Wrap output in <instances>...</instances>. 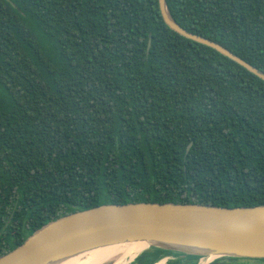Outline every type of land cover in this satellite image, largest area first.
I'll list each match as a JSON object with an SVG mask.
<instances>
[{
  "label": "trees",
  "instance_id": "trees-1",
  "mask_svg": "<svg viewBox=\"0 0 264 264\" xmlns=\"http://www.w3.org/2000/svg\"><path fill=\"white\" fill-rule=\"evenodd\" d=\"M167 2L264 72V0ZM137 202L264 205V80L172 30L159 0H0V258L64 215ZM167 256L200 259L132 264Z\"/></svg>",
  "mask_w": 264,
  "mask_h": 264
},
{
  "label": "water",
  "instance_id": "water-1",
  "mask_svg": "<svg viewBox=\"0 0 264 264\" xmlns=\"http://www.w3.org/2000/svg\"><path fill=\"white\" fill-rule=\"evenodd\" d=\"M165 23L180 35L214 48L264 80V72L221 44L189 32L173 17L167 0H159ZM150 45V44H149ZM190 146L188 147L189 150ZM120 237L130 242L100 246ZM141 243L150 249L200 257L198 264L220 258L264 259V205L225 207L199 203L107 204L64 215L29 236L0 258V264H64L107 247ZM75 253V255H73ZM171 256L162 258L166 264Z\"/></svg>",
  "mask_w": 264,
  "mask_h": 264
},
{
  "label": "bare ground",
  "instance_id": "bare-ground-1",
  "mask_svg": "<svg viewBox=\"0 0 264 264\" xmlns=\"http://www.w3.org/2000/svg\"><path fill=\"white\" fill-rule=\"evenodd\" d=\"M144 248L141 243L122 244L94 251L64 264H130ZM204 264L207 260L202 261ZM156 264H164L159 261Z\"/></svg>",
  "mask_w": 264,
  "mask_h": 264
},
{
  "label": "snow or ice",
  "instance_id": "snow-or-ice-1",
  "mask_svg": "<svg viewBox=\"0 0 264 264\" xmlns=\"http://www.w3.org/2000/svg\"><path fill=\"white\" fill-rule=\"evenodd\" d=\"M125 242H130V241H127V240L120 238V237H113V238H109L108 240H106L103 245H92V246H89L87 248H81L80 252L82 253L84 251H91V250H94L95 248L100 247V246H109V245H112L115 243H125ZM73 255H75V253Z\"/></svg>",
  "mask_w": 264,
  "mask_h": 264
},
{
  "label": "rangeland",
  "instance_id": "rangeland-1",
  "mask_svg": "<svg viewBox=\"0 0 264 264\" xmlns=\"http://www.w3.org/2000/svg\"><path fill=\"white\" fill-rule=\"evenodd\" d=\"M133 263V262H132ZM132 263H130V264H132ZM248 264H257V262L255 261V262H250V263H248Z\"/></svg>",
  "mask_w": 264,
  "mask_h": 264
}]
</instances>
